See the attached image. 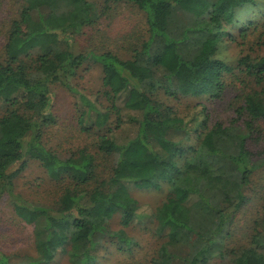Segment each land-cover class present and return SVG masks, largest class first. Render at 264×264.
<instances>
[{
  "label": "trees",
  "instance_id": "obj_1",
  "mask_svg": "<svg viewBox=\"0 0 264 264\" xmlns=\"http://www.w3.org/2000/svg\"><path fill=\"white\" fill-rule=\"evenodd\" d=\"M126 1L145 13L147 35L124 58L72 48L71 37L100 17L94 2L19 0L0 55V210L8 197L27 223L42 219L43 236L36 239L37 257L14 262L0 251V264H50L58 252L72 264H94L117 214L121 228L113 236L126 249L134 244L126 232L131 224H154L164 237L153 264H212L215 258L264 264V215L246 244L229 249L225 243L250 201L253 175L264 168V54L237 59L250 84L231 103L230 118L202 120L205 103L181 115L158 96L164 89L173 96L220 98L235 63L218 58L219 49L224 42L245 43L256 21H243L240 13L257 0ZM89 62L102 68L109 105L69 81ZM56 85L73 93L81 132L116 116L114 128L89 133L97 152L83 146L61 154L46 141V128L57 120ZM202 127L205 133H198ZM180 131L199 134L198 143L184 149L171 137ZM31 160L60 189L54 207L31 205L16 190ZM162 182L168 193L155 208L132 195L133 187L160 189Z\"/></svg>",
  "mask_w": 264,
  "mask_h": 264
},
{
  "label": "rangeland",
  "instance_id": "obj_2",
  "mask_svg": "<svg viewBox=\"0 0 264 264\" xmlns=\"http://www.w3.org/2000/svg\"><path fill=\"white\" fill-rule=\"evenodd\" d=\"M95 3L100 11L96 23L87 26L80 33L71 38L72 48L76 52H103L111 50L121 57L131 55V49L147 35L146 15L132 2L126 0L110 1L90 0ZM19 0H0V55L5 42V35L9 21L14 17ZM243 21L247 17H254L256 28L250 30L245 43L224 42L219 49L218 58H223L230 64L235 63L234 72L225 76V88L220 98H202L192 95H168L164 89L158 93L159 99L172 106L178 114H186L197 103L208 106L200 114L203 120L207 118L214 121L216 118H230L234 115L231 105L236 96L249 89V80L237 65V59L249 54L253 57L264 54V0H257L254 7L241 11ZM255 27V26H252ZM240 31L238 28L234 30ZM70 83L77 86L85 93H98L100 100L109 105L110 101L105 94L106 88L102 82V68L98 63L89 62L82 66L76 77L70 78ZM54 113L56 123L45 132L47 142L53 149L61 154H70L76 149L88 146L92 152H97L93 134L106 133L115 127L116 116L113 114L109 122L103 127H95L92 131L81 132L78 125V110L73 93L65 87H54ZM2 110H0V115ZM205 127L198 133H205ZM171 137L180 141L184 149L196 145L199 134L187 135L185 132L171 133ZM264 143V137L262 138ZM16 190L31 202V205L55 206L53 199L60 194V189L55 180H52L46 170L38 161H29L26 169L15 180ZM133 186H131L132 188ZM168 183L162 182L160 189L153 187L132 188V195L141 203L157 207L168 193ZM250 201L239 211L229 229L230 236L226 238L229 249L238 248L249 241L250 234L258 229L264 215V168L257 171L251 180L249 188ZM53 198V199H52ZM121 228L119 214L115 215L108 223V231L102 237L101 246L97 251L94 264H153L152 257L156 255L161 243L162 235L155 231L154 224L141 226L131 224L126 228L127 235L133 239L134 244L126 249L124 244L113 236V232ZM43 236L42 219L36 224L27 223L18 216L8 197L1 201L0 210V251L7 255L11 261H26L28 258L38 256L36 249L37 237ZM177 262V261H176ZM220 259L215 258L212 264H219ZM50 264H72L67 253L58 252ZM179 264V263H178Z\"/></svg>",
  "mask_w": 264,
  "mask_h": 264
}]
</instances>
